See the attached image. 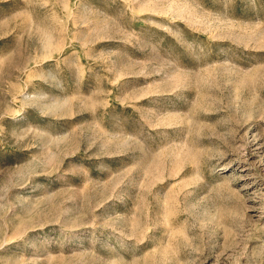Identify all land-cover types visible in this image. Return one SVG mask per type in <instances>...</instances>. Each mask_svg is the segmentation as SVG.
Segmentation results:
<instances>
[{
  "label": "rangeland",
  "instance_id": "rangeland-1",
  "mask_svg": "<svg viewBox=\"0 0 264 264\" xmlns=\"http://www.w3.org/2000/svg\"><path fill=\"white\" fill-rule=\"evenodd\" d=\"M0 264H264V0H0Z\"/></svg>",
  "mask_w": 264,
  "mask_h": 264
}]
</instances>
